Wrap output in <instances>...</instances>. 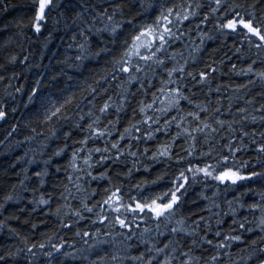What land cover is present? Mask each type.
I'll return each mask as SVG.
<instances>
[{
  "label": "snow or ice",
  "instance_id": "1",
  "mask_svg": "<svg viewBox=\"0 0 264 264\" xmlns=\"http://www.w3.org/2000/svg\"><path fill=\"white\" fill-rule=\"evenodd\" d=\"M33 2L35 15L31 23L35 31L39 32L43 22L47 20L48 12L59 6V0L56 4L53 0ZM67 6L74 10L72 22L78 28L83 41L76 45L79 51L75 60L66 58L64 62L69 68H80L89 58H98L104 54L109 57L108 66L103 70V74L93 78L91 83L85 79L78 91H71L67 87L57 88L58 96L47 95L41 98L42 123L44 128L51 129L50 132L43 133L45 140L60 135L64 142L62 147L58 146L51 156L43 161L44 167L34 172L40 185L46 183L53 158L64 155L65 150L70 148L67 141H71L72 146L67 166L59 163L55 165L56 172L69 173L66 177L67 183L62 184V202L56 203L53 209L51 194L45 197L43 193L39 200L33 202L37 206L47 205L49 213L57 218L61 230L75 229V235L81 238L94 237V243L114 245V252L97 255V259L91 261V264H124V260L129 257L127 248L123 246L136 235L133 229L141 228L139 221L152 219L156 222L157 237L163 235L160 231L161 222H173L189 180L195 183L197 178H212L222 184L235 186L254 177H264V172L245 171L248 161L237 158L238 153L249 149L250 145L246 140L255 146L259 154L258 163L260 156H264V131L259 132L261 139L257 142L255 129L246 130L249 122L255 123L259 120L264 123V102L257 108L255 97L245 100L246 107L235 109L236 114H239L237 119L232 113L233 100H241L243 96H237L234 91L232 96L227 97L226 109L232 119H223L221 107L224 97H217L215 103L212 100L197 102L191 92V89L198 85L207 86L206 96L213 91L220 93L222 88L221 84H216L213 89L212 82L215 80V74L222 71L223 59L217 61L210 56L211 63L205 61L201 67H196L200 63L199 56L203 51L205 38H214L202 30L201 25L212 22L215 32L225 37L234 34L242 41L239 47L233 45L234 54L244 55L246 42L248 49H255L254 54L264 62V0H212L207 11L203 12L201 10L205 6L199 2L194 4L193 0H187L186 3L184 0H144L140 5L142 11H138L136 16L151 12L150 22H137L136 16H132L130 12L125 20V5L113 0H102L100 7L92 0H67ZM3 7L6 10L8 5L4 4ZM197 15L201 16L199 23L195 25V28L199 29V43L193 40L189 44L187 41L192 39L191 29L185 27V22ZM105 34L108 43L93 51L92 36L104 37ZM72 38L75 39V35ZM177 42H183L182 47L174 48L173 44ZM224 56L228 58L227 52ZM23 59L26 61L28 57ZM4 60L5 63H0V70L7 73L6 64H16L18 56L7 55ZM169 62L171 67L167 66ZM256 63V60H251L246 69L237 68V64L231 63L230 69L241 76L255 72L264 82V71L256 72L253 67ZM161 67L167 78L161 76L157 87L153 80L156 69ZM60 74L66 75L63 69ZM15 75L13 72L12 76ZM68 78L72 79L71 76ZM55 79L53 77V80ZM3 80L5 76L0 75V81ZM112 81L117 82L118 90L109 94ZM253 83L252 79H248L247 83L237 84L235 88L237 91L245 90L244 95H247L248 86ZM133 85H138L136 92L140 93L139 98L132 91ZM9 87H12L10 80L5 87V96L13 95L7 91ZM231 87L232 85H228V88ZM15 91L21 92L22 89L16 88ZM39 92L38 80L27 96L28 102L33 103ZM260 95L264 100V92ZM133 99L136 100V106L132 107V115L121 131L118 126L122 115L131 106ZM255 112L261 115L253 114ZM7 115L4 98L0 97V120L6 119ZM56 124H59L61 129H57ZM31 131L41 135L37 133L36 128ZM74 133L79 139L74 138ZM161 134L167 135L168 139L156 143L150 159L153 162H174L177 165L176 174L171 177L170 184L160 191L129 195L124 190L120 177H131L133 172L138 170L139 157L149 154L148 146L137 145L156 141ZM34 138L25 137L26 140ZM76 144L79 147H75ZM177 147L179 151H175ZM128 157L132 158L130 168L121 172L111 171L112 165L125 163ZM30 162H35V156ZM97 168L102 170L96 171ZM25 179L28 177L25 176ZM157 180H163V175L158 176ZM157 180H145L132 187L143 190L145 185H154ZM93 181H107L106 186H99L102 194L95 200L93 197L98 195V190L91 187ZM20 184L23 185L24 181L21 180ZM15 188L16 185H13V192L3 197L0 209H3L7 202L16 199L13 194ZM259 197L258 202L250 204L236 199L235 206L233 201H227L233 216L245 208L253 216L252 220L247 216L232 219L231 224L234 227L227 232L219 228L213 232L212 217H217V225L223 224L224 221L219 219L220 213L211 211L219 205L210 197H206L210 201V206L206 209L209 216H198L188 224L186 218L181 215L175 219L176 226L168 230L170 235L166 242L153 240V229L144 226L138 238L145 244V251L130 258L136 264H248L250 261L253 264H264V192L260 193ZM73 201H77L78 206H74ZM85 213L91 215L86 216ZM85 220L91 225L98 224L108 230L102 231L101 227H95L94 232L83 230L79 225ZM4 223L5 221H0V225ZM209 233L213 234L212 238ZM244 233H254V238L239 250L243 255L234 260L231 251L233 243L244 242ZM41 235L44 240L37 242H29L28 237H23L26 250L32 257L39 254L53 257L54 253L61 252L67 244L63 236L55 232L51 235ZM101 237L105 239L102 240ZM117 237L121 239L117 240ZM54 240L60 242L55 243ZM84 243L87 244L88 240H84ZM46 248L48 251H44ZM197 250L200 255L196 254ZM20 251L22 249H17L16 254ZM122 252L124 255H121ZM13 255V252L7 251L0 255V262ZM63 255L67 257L72 253L64 252Z\"/></svg>",
  "mask_w": 264,
  "mask_h": 264
},
{
  "label": "trees",
  "instance_id": "2",
  "mask_svg": "<svg viewBox=\"0 0 264 264\" xmlns=\"http://www.w3.org/2000/svg\"><path fill=\"white\" fill-rule=\"evenodd\" d=\"M92 2L96 3L98 7L102 5V0H92ZM113 2L125 5L124 11L126 15L124 19L127 20V13L130 12L132 16H136L138 11H142L140 5L144 3V0H113ZM170 2H179V0H170ZM184 2L186 3L187 0H184ZM197 2L205 6L201 10L202 12L207 11L208 5L212 4V0H193L194 4ZM53 3L56 4L57 0H53ZM4 4L8 5L6 10L3 7ZM34 7L33 0H0V63H5L4 57L7 55L18 56L16 64H6L8 68L7 73L0 70V75L5 76V80L0 81V97L4 98L5 108L8 113L6 119L0 120V203H3V197L6 194L13 192V185H16L15 192L13 193L16 199L7 202L4 208L0 209V221H5L4 224L0 225V255H4L7 251L13 252L14 255L6 257V260L0 262V264H91V261L97 259V255L114 252V245L94 243V237L81 238V236L75 235V229L61 230L58 227L59 222L57 218L49 213L48 206H37L33 202L40 199L41 193L45 197L51 194L53 199L51 206L53 209L56 203L62 202L60 198V193L63 191L62 184L67 183L66 177L69 173L64 171L56 172L55 165L59 163L64 167L67 166L72 142L67 141L70 148L65 150L64 155L54 157L51 161L52 166L49 168V176L46 178L45 184H39L37 178L34 176V172L43 168V161L48 159L58 146L62 147L64 142V138L60 135L50 140H45L43 133L50 132L51 129L44 128L42 123L43 117L40 114L42 111L41 98L47 95L58 96L57 88L67 87L71 91H78V87L83 85L85 79L91 83L93 78H98L99 75L103 74V70L108 66L107 61L109 57L102 54L98 58H89V60L84 61L83 66L80 68H69L64 61L66 58H71L72 61L75 60V56L79 51L76 45L83 41V38L79 35L78 28L72 22L74 10L67 6V0H59V6L53 7L48 12L47 20L43 22L41 30L36 32L31 23L35 15ZM151 19V12H143L141 16H136L137 22H150ZM200 19L201 16L197 15L189 22H185V27L191 29L192 39L187 41L189 44L193 40L197 44L199 43V29H196L195 25L199 23ZM125 27L127 28V24H125ZM200 28L214 38L212 40L205 38L203 51L199 56L200 63L196 67H201L205 61L211 63V60H209L210 56L217 61L223 59L222 71H218L215 74V80L212 82L213 89H215L216 84H221L222 88L220 93L213 91L206 96L207 86L198 85L196 88L191 89V92L194 93L193 99L197 102L212 100L215 103L217 97H224L222 101L223 106L221 107V118L223 119H232V115L226 109L228 107L227 97L232 96L234 91L237 96H243L241 100H233L232 113L236 115L237 119L239 118V114H236L235 109L237 107H246L245 100L255 97V106L258 108L259 104L264 102L260 95V93L264 92V82L259 79L255 72L241 76L230 69L231 63L237 64V68L246 69L247 64L251 60H256L257 63L253 65L255 71H264V62H261L254 54L256 50H249L245 42V54H234L235 49L233 45L235 44L236 47H239L242 42L239 37L234 34L225 37L215 32L212 22H209L207 25H201ZM73 35H75V39L72 38ZM105 43H108L107 34L104 37L92 36L91 47L93 51L98 50L99 47H103ZM182 44L183 42H177L173 44V47H182ZM108 46L112 47L110 43ZM225 52H227L228 58L224 56ZM237 55H239V59H237ZM25 56L28 57L26 61L23 59ZM167 66L171 67V63H167ZM61 69H63L66 75L60 74ZM13 72L16 74L15 76H12ZM69 76L72 79H69ZM161 76L167 78L163 67L156 69L153 84L157 87L159 86ZM53 77L56 79L53 80ZM120 79H124V77H120ZM248 79H252L254 83L248 86L247 95H244L245 90L241 89L237 91L235 86L247 83ZM9 80L12 87L7 88V91L13 93V95L5 96V87L9 83ZM38 80L40 81V92L34 97L33 103H29L27 96L30 94L31 89L36 86V81ZM116 84V81L111 82L109 94L118 90ZM228 85H232V87L228 88ZM105 86L107 87V85ZM137 87L138 85H133L132 91L139 98L140 93L136 92ZM16 88H21L22 91L16 92ZM135 106L136 100L133 99L131 100V106L122 115L120 125L118 126L121 131L132 115V107ZM185 106L188 107L187 105ZM13 108L15 111H12ZM253 114L257 116L261 115L259 112ZM55 127L61 129L59 124H56ZM32 128H36L37 133H41V135L34 134L31 131ZM252 129H255L257 134L256 140L260 142L261 138L258 134L260 131H264V123L259 120L255 123L249 122L246 130L251 131ZM115 136L116 134L114 133V138ZM25 137L35 138L26 140ZM74 138L79 139V136L74 133ZM167 139V135L161 134L157 137L156 141H149L146 145H137L138 147L148 146L150 152L147 156L139 157L138 170L134 171L131 177H120V181L123 182V188L129 195L136 196L138 194L142 195L144 193L160 191L170 184L171 177L177 172V165L174 162L164 160L153 162L150 159L151 152L155 151L156 143ZM246 143H249L250 147L248 150L237 154L238 160L248 161V167L245 171L264 172V156H260V162L258 163L257 156L259 154L256 152L255 146L251 145L247 140ZM75 147H79V145L76 144ZM175 151H179V147ZM26 153L27 155H25ZM33 156H35L34 163L30 162ZM131 160L132 158L128 157L125 163L118 162L117 165H112L111 171L113 173L121 172L125 168H130L132 166ZM182 166L180 165V167ZM100 170L102 169H96V171ZM160 175H163V180H157V177ZM25 176L28 179H25ZM21 180L24 181L23 185L20 184ZM145 180H157V183L145 185L143 190L132 187ZM106 184L107 181H93L91 183V187L98 190V195L93 197V200L98 199L99 194H102L99 186H106ZM73 192L75 194L74 190ZM262 192H264V177H254L251 180L239 182L235 186L222 184L212 178H208L207 180L197 178L195 183L189 180L187 191L181 198L173 222L168 223L163 220L161 222L160 231L163 235L157 237L155 231L156 222L152 219L139 221L141 228L133 229L136 235H133L132 239L127 241L123 246L127 248L129 257L124 260V264H136L130 257L145 251V244L141 243L138 238L139 232L142 231L144 226L153 229V240L158 239L166 242V239L170 235L168 230L176 226L175 219H178L181 215L186 218L188 224H191V221L198 216H209V212L206 209L210 206V201L206 197H210L219 205V207L212 208L211 211L213 213H220L219 219L224 221L223 224L217 225V217L213 216L211 220L213 232L217 228L223 232H227L231 227H234L231 224L232 219H241L243 216H247L249 220L253 219V216L249 214L246 208L240 209L237 215L233 216L229 210L227 201H233L234 206L236 199H240L244 204L258 202L260 199L259 194ZM73 204L74 206H78L77 201H73ZM85 215L89 216L91 214L85 213ZM256 216H259L258 212ZM33 225L36 227H33ZM79 226L83 230L92 232H94L95 227H101L102 231L108 230L106 227L98 224L91 225L87 220L81 221ZM54 232L63 236L64 241H67L61 252L54 253L53 257H47L43 254L32 257L27 252L23 237H28L29 242H37L44 240L41 233L51 235ZM212 235V233H209L210 238H212ZM244 236L246 238L244 242L233 243L231 251L234 260H238V257L243 255L239 250L244 248L245 243L254 238V233H244ZM101 239L105 238L101 237ZM116 239L119 240L121 237H117ZM84 240H88V243L85 244ZM53 242L58 243L60 241L54 240ZM17 249H22V251L16 254ZM33 251L37 250L33 249ZM44 251H48V249L46 248ZM64 252H71L72 255L66 257L63 255ZM209 252H211V249H209ZM196 254L200 255L201 253L197 250ZM121 255H124V253L122 252ZM248 264H253V262L250 261Z\"/></svg>",
  "mask_w": 264,
  "mask_h": 264
}]
</instances>
